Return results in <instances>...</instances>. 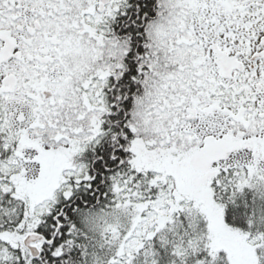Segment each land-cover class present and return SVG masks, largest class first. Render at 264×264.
Masks as SVG:
<instances>
[{
  "label": "snow or ice",
  "instance_id": "obj_1",
  "mask_svg": "<svg viewBox=\"0 0 264 264\" xmlns=\"http://www.w3.org/2000/svg\"><path fill=\"white\" fill-rule=\"evenodd\" d=\"M0 264H264V0H0Z\"/></svg>",
  "mask_w": 264,
  "mask_h": 264
}]
</instances>
